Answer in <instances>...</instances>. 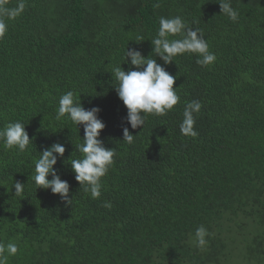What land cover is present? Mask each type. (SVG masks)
Segmentation results:
<instances>
[{
  "label": "trees",
  "instance_id": "16d2710c",
  "mask_svg": "<svg viewBox=\"0 0 264 264\" xmlns=\"http://www.w3.org/2000/svg\"><path fill=\"white\" fill-rule=\"evenodd\" d=\"M230 2L235 22L220 0H25L20 15L4 17L0 128L20 121L32 140L24 152L0 146V242L18 245L8 264H264V0ZM175 16L203 30L213 64L191 53L164 64L153 54L159 18ZM128 47L165 67L181 98L137 129L111 73L138 70L125 63ZM68 91L86 110L101 109L100 139L115 151L98 199L70 164L83 157L75 146L83 125L56 119ZM190 101L202 104L195 138L179 127ZM54 143L66 148L55 168L71 205L33 180ZM15 181L25 185L21 195ZM200 225L210 233L203 249Z\"/></svg>",
  "mask_w": 264,
  "mask_h": 264
},
{
  "label": "clouds",
  "instance_id": "9594fccd",
  "mask_svg": "<svg viewBox=\"0 0 264 264\" xmlns=\"http://www.w3.org/2000/svg\"><path fill=\"white\" fill-rule=\"evenodd\" d=\"M220 7L223 14L227 15L233 22L238 19V12L231 6L230 0H220ZM25 9V0H18L15 8L7 7V0H0V39L8 30V24L4 17L13 19L20 15ZM179 36V39L170 37ZM153 54L159 56L164 64H171L178 55L191 53L197 55L196 63L202 67L213 64L216 55L209 50V45L205 39L204 32L200 28L188 26L181 16L171 18L160 17L159 29L155 38L151 39ZM138 70L125 71L121 66L112 70V76L117 94L126 106L128 113L127 123L132 129L146 125L148 115H166L169 111L181 102L177 93L178 88H174L175 77L170 74L165 67L157 63L153 56L145 57L135 48L127 49L125 53V63L129 62ZM202 104L199 101L186 102L183 121L179 125L180 132L184 136L195 138L198 133L195 131L196 115L200 113ZM98 107L85 109L79 99L72 91L63 94L59 99V107L56 119L67 118L73 124L83 125V143L75 145L78 152L83 154L81 159H72L71 167L75 173V179L83 190L90 193L92 199L101 196V180L108 173L114 163V149L106 148L100 139L101 132L106 128V124L99 118ZM125 142L132 143L134 135L128 127L123 128ZM32 140L26 131L25 125L20 122L7 123L0 128V146L5 150L17 149L24 152ZM66 148L61 143H54L46 147L35 162V174L33 180L37 188L50 189L52 194H58L62 201L71 205L69 197L70 185L62 180L55 165L58 158L63 157ZM51 175V179L49 176ZM24 184L15 181L13 188L16 195H21ZM104 207H111L105 203ZM208 230L200 225L195 231L196 245L203 249L208 244ZM18 253V245L12 242L4 244L0 242V264H8L10 256Z\"/></svg>",
  "mask_w": 264,
  "mask_h": 264
},
{
  "label": "rangeland",
  "instance_id": "374dc122",
  "mask_svg": "<svg viewBox=\"0 0 264 264\" xmlns=\"http://www.w3.org/2000/svg\"><path fill=\"white\" fill-rule=\"evenodd\" d=\"M241 261V259L240 258H238L237 260H236V262H240Z\"/></svg>",
  "mask_w": 264,
  "mask_h": 264
}]
</instances>
